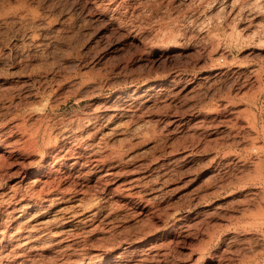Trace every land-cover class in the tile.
<instances>
[{"label": "rangeland", "instance_id": "rangeland-1", "mask_svg": "<svg viewBox=\"0 0 264 264\" xmlns=\"http://www.w3.org/2000/svg\"><path fill=\"white\" fill-rule=\"evenodd\" d=\"M134 91L81 179L22 129ZM0 139V264H264V0H0Z\"/></svg>", "mask_w": 264, "mask_h": 264}, {"label": "bare ground", "instance_id": "bare-ground-1", "mask_svg": "<svg viewBox=\"0 0 264 264\" xmlns=\"http://www.w3.org/2000/svg\"><path fill=\"white\" fill-rule=\"evenodd\" d=\"M92 96L93 95L89 94V97ZM131 97V100L123 102L121 99L122 97L119 96L116 99L120 102L119 105H111V103H108L100 106V102L91 101L88 104L89 108L86 112H84L82 115H79L76 119L70 120L65 124L63 123L58 127L57 136L53 135V128H50V125H48V123L44 126L45 120H50L51 117H45L41 114L39 123H36L37 125L33 129H28L27 125L23 126L24 128L22 129H24L25 131V133L24 131L23 133L27 135L28 143H31L38 148H44L49 153L53 152V156L57 160L61 157V150L65 149L63 159L66 161L62 162L59 165L60 167H57L55 165L52 166L50 170L51 173L59 174L58 180L60 182L63 178L69 182L75 181L81 179L79 176L86 162L93 159L95 162H97V165L100 166V162H108L109 159H117L121 155L120 150L116 147L110 148L104 138L109 132H120V134L125 132L126 128L122 126L123 124H120L119 119L131 117L134 113H136V108H138L139 104H142L141 102H143L141 101L143 95H140L137 91H134ZM85 98H87V95L81 96V99ZM100 108L106 112L112 111L113 113L108 117L106 121L107 125H103L102 123H100L103 115V112L100 114ZM20 122L22 123L23 121ZM19 124L20 123H18L17 125L21 126ZM102 126L106 127L101 128ZM97 157H99L100 159H97ZM61 174H64V176ZM55 182L56 180H46V184L49 185H52V183ZM81 183H83L82 185L84 186L88 185V182L84 180H82ZM58 184L60 185L59 182ZM38 194L41 196L48 193L43 189L40 190ZM60 199L61 198H57L56 200ZM13 237L15 239L20 236L18 235ZM19 239H16V241Z\"/></svg>", "mask_w": 264, "mask_h": 264}]
</instances>
